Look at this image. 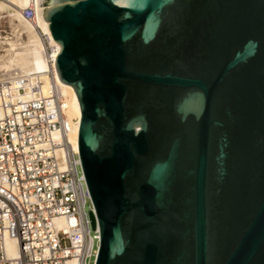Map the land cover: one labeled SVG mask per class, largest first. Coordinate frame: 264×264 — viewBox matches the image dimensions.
I'll return each instance as SVG.
<instances>
[{"label": "water", "instance_id": "1", "mask_svg": "<svg viewBox=\"0 0 264 264\" xmlns=\"http://www.w3.org/2000/svg\"><path fill=\"white\" fill-rule=\"evenodd\" d=\"M51 3L94 264H264V0Z\"/></svg>", "mask_w": 264, "mask_h": 264}, {"label": "built area", "instance_id": "2", "mask_svg": "<svg viewBox=\"0 0 264 264\" xmlns=\"http://www.w3.org/2000/svg\"><path fill=\"white\" fill-rule=\"evenodd\" d=\"M22 16L34 20V9ZM41 39L52 68L59 50ZM63 108L54 80L43 88L37 73L0 72V264H94L99 229L69 136L76 118Z\"/></svg>", "mask_w": 264, "mask_h": 264}, {"label": "bare ground", "instance_id": "3", "mask_svg": "<svg viewBox=\"0 0 264 264\" xmlns=\"http://www.w3.org/2000/svg\"><path fill=\"white\" fill-rule=\"evenodd\" d=\"M8 1L9 4L0 0V8H2V5L12 8L14 13H12L11 15H15L18 19V22H16V26L14 25L16 28L14 32L15 36L13 38L7 36L3 38L0 37V42H3V44L5 43L7 45V47L4 48L5 53L0 54V69H4V72L15 70L21 72L37 73L42 80L43 88H46V86L52 80L56 82L58 91L61 94V100L64 104L63 111L70 109L75 113L76 120L70 128L69 136L74 148L78 151L77 131L79 112L72 103L73 88L70 84H66L58 78L55 67L52 66L51 68L50 63L46 61L44 55L42 54V50L44 49L45 44L41 39V32H45L48 35L49 42L53 44V55L59 50L60 47V45L53 40L50 34L47 26L48 21H45L41 16V7L47 8L54 3L38 5V3L41 4L42 0ZM27 5L31 6L35 12L34 20L32 21L25 19L22 16V8ZM23 32L26 35L25 39H22V37L20 36V33ZM5 248L8 254L15 253L13 242L11 240L5 241Z\"/></svg>", "mask_w": 264, "mask_h": 264}, {"label": "rangeland", "instance_id": "4", "mask_svg": "<svg viewBox=\"0 0 264 264\" xmlns=\"http://www.w3.org/2000/svg\"><path fill=\"white\" fill-rule=\"evenodd\" d=\"M1 1H4L9 4L8 0H1ZM12 13L14 12H13V9L10 7H6L2 5V8H0V37L2 38L6 36L13 38L15 36V33H14L15 28H16L15 26H16V22H18V19L16 18L15 15H11ZM20 36L22 37V39L26 38V35L24 32L20 33ZM5 47H7V45L5 43L3 44V42H0V54L5 53L4 51ZM4 71H5L4 69H0V72H4ZM64 113H65L66 118L68 119L71 117L75 118V113L72 112L70 109L64 110Z\"/></svg>", "mask_w": 264, "mask_h": 264}]
</instances>
